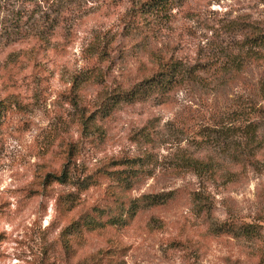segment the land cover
I'll return each instance as SVG.
<instances>
[{"label": "rangeland", "instance_id": "1", "mask_svg": "<svg viewBox=\"0 0 264 264\" xmlns=\"http://www.w3.org/2000/svg\"><path fill=\"white\" fill-rule=\"evenodd\" d=\"M262 33L264 0H0V264H264Z\"/></svg>", "mask_w": 264, "mask_h": 264}, {"label": "trees", "instance_id": "2", "mask_svg": "<svg viewBox=\"0 0 264 264\" xmlns=\"http://www.w3.org/2000/svg\"><path fill=\"white\" fill-rule=\"evenodd\" d=\"M259 39V42H263L264 43V33H262L259 37H258ZM148 80H151L152 81V78H150V79H148ZM151 81H149V83L151 84ZM147 82V81H146ZM146 82H143V83H146ZM149 84V85H150ZM261 92H262V94H263V96H264V81H262L261 82ZM133 92H134V90H133ZM129 160H132V159H129Z\"/></svg>", "mask_w": 264, "mask_h": 264}]
</instances>
